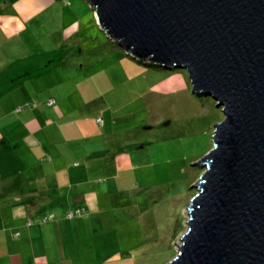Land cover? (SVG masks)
<instances>
[{
    "label": "rangeland",
    "instance_id": "rangeland-1",
    "mask_svg": "<svg viewBox=\"0 0 264 264\" xmlns=\"http://www.w3.org/2000/svg\"><path fill=\"white\" fill-rule=\"evenodd\" d=\"M8 3L23 15L5 39L15 54L7 60L13 76L7 83L14 89L2 107L15 108L14 114L0 112V136L6 134L14 152L22 134L14 125L5 129L9 122L19 119L33 138L46 127L54 145L48 143L47 152L82 165L76 170L90 183L88 198L74 209L71 264L170 263L188 231V207L205 172L195 163L213 149L223 107L192 92L188 71L148 66L127 55L102 31L85 0ZM74 24L80 31L68 36ZM39 70L43 76H36ZM40 108H48L46 122L39 118L34 128L21 121Z\"/></svg>",
    "mask_w": 264,
    "mask_h": 264
},
{
    "label": "water",
    "instance_id": "water-1",
    "mask_svg": "<svg viewBox=\"0 0 264 264\" xmlns=\"http://www.w3.org/2000/svg\"><path fill=\"white\" fill-rule=\"evenodd\" d=\"M135 60L188 71L225 120L168 264H264V0H85Z\"/></svg>",
    "mask_w": 264,
    "mask_h": 264
},
{
    "label": "crops",
    "instance_id": "crops-1",
    "mask_svg": "<svg viewBox=\"0 0 264 264\" xmlns=\"http://www.w3.org/2000/svg\"><path fill=\"white\" fill-rule=\"evenodd\" d=\"M6 2L8 0H0V37L3 38L0 40V82L3 83L0 84L3 86L0 89V102H3L0 103V112L10 115L14 114L15 107L7 111L9 108L2 106L8 104L6 99L14 89L11 83H7L13 82L12 63L7 60L15 54L5 39L23 12L11 11L8 9L10 4ZM22 26L25 27L24 23ZM78 29L79 26L74 24L73 32L68 36L78 33ZM38 72L36 76H43L44 72ZM50 105L47 102V106ZM47 109H35L32 114H24L21 121L26 119L37 128V119L48 120ZM17 121L9 122L5 129L14 125L22 134V139L17 142L18 150L10 152L13 151L10 150V139L5 133L3 138L0 136V264H71L77 216L70 218L69 214L88 198L85 190L90 182L83 171L76 170L82 165L63 156V153L51 155L47 152L48 143L54 145L48 139L46 127H39L40 132L33 138L30 130H25L19 119ZM90 156L87 154L84 158L87 160ZM64 161H69L66 168L58 169ZM75 187L79 188L75 193L66 194L64 191ZM50 216L53 217L47 222H36Z\"/></svg>",
    "mask_w": 264,
    "mask_h": 264
},
{
    "label": "built area",
    "instance_id": "built-area-1",
    "mask_svg": "<svg viewBox=\"0 0 264 264\" xmlns=\"http://www.w3.org/2000/svg\"><path fill=\"white\" fill-rule=\"evenodd\" d=\"M55 101L54 100H52V101H50V104H53ZM99 121H101L102 122V120H99ZM69 216H70V218H73L74 216H75V212H71L70 214H69ZM53 216H50L49 218H52ZM31 224V223H30Z\"/></svg>",
    "mask_w": 264,
    "mask_h": 264
},
{
    "label": "trees",
    "instance_id": "trees-1",
    "mask_svg": "<svg viewBox=\"0 0 264 264\" xmlns=\"http://www.w3.org/2000/svg\"><path fill=\"white\" fill-rule=\"evenodd\" d=\"M141 63H142V62H141ZM145 65H148V66H150L151 64H148V63H147V64H145ZM153 66H154V65H153Z\"/></svg>",
    "mask_w": 264,
    "mask_h": 264
}]
</instances>
